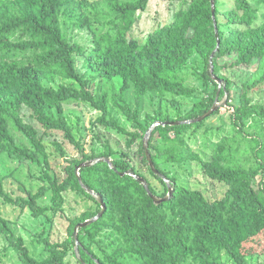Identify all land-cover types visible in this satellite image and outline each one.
I'll use <instances>...</instances> for the list:
<instances>
[{
  "label": "trees",
  "instance_id": "1",
  "mask_svg": "<svg viewBox=\"0 0 264 264\" xmlns=\"http://www.w3.org/2000/svg\"><path fill=\"white\" fill-rule=\"evenodd\" d=\"M102 1L108 16L94 26L87 15L92 6L89 0H0V154L42 168L40 178L46 184L35 194L29 192L27 198L14 200L5 192L0 177V198L6 204L29 209L36 219L61 210L64 193L71 189L98 207L71 220L68 237L62 242H52L44 237L46 233L39 236L38 244L44 245L45 253L39 258L0 206V237L7 243L5 251L14 252L21 264H68L67 258L77 246L76 227L102 211L82 187L77 168L105 158L111 164L98 162L79 171L84 185L101 195L106 205L99 220L79 230L81 264H129L131 260L136 264H221L216 254L220 256L222 251L234 264H247L246 257L255 252L250 247H260L264 234V103H254L251 96V90L264 83V72L254 83L242 84L240 104L233 107L232 121L243 140L237 148L220 145L212 156L204 158L184 137L189 130L202 128L208 119L196 124L170 123L199 118L211 110L218 96L229 95L231 99L232 83L223 74L225 67L249 68L264 63V22L256 25L264 19V13L260 16L264 0H233L234 8L225 11L220 9V0H214L215 12L213 0H191L175 14L174 22L150 33L143 43L131 33L138 13L145 12L151 0ZM67 27L89 29L90 46L76 42L67 34ZM230 59L234 62L221 64ZM78 60L83 61L85 72L78 68ZM191 62L202 66L197 79L206 88L214 85V95L176 120L158 111L147 115L145 123L140 122L145 95L170 96L176 109L177 98L196 94V88L186 85L185 71ZM214 77L224 82L220 89ZM58 79L79 86H50ZM89 79L119 82L115 97L123 103L119 108L134 131L112 117L108 92L93 94ZM131 89L136 94L135 111L126 98ZM69 102L87 103L101 111L98 122L126 136V150L106 148L100 154H85L65 114ZM23 109L32 112L45 133L62 132L82 155L80 159L66 158L64 180L52 172L39 130L24 121ZM155 124L159 125L149 140V152L155 169L174 190L172 197L160 204L140 181L147 182L154 196L165 198L169 194L165 180L151 168L144 146L145 136ZM13 130L24 134L33 148L19 144ZM241 144H246V149L242 150ZM55 145L65 156L62 146ZM241 152L248 155L244 162L237 158ZM136 159L164 185L163 195H158L137 168ZM194 162L209 179L227 186L221 200L209 201L201 191L180 183L176 174L171 176L163 168L169 163L187 167ZM50 193L52 206H41L40 201Z\"/></svg>",
  "mask_w": 264,
  "mask_h": 264
},
{
  "label": "rangeland",
  "instance_id": "2",
  "mask_svg": "<svg viewBox=\"0 0 264 264\" xmlns=\"http://www.w3.org/2000/svg\"><path fill=\"white\" fill-rule=\"evenodd\" d=\"M89 2L92 6L87 15L91 16L90 20L95 23L94 26H98L99 22H103L104 17L108 16L106 12V3L102 0H89ZM190 2L191 0H151L147 10L138 13L140 17L136 22L131 36L140 43L145 42V39L150 33L174 22L175 14L179 10L186 8ZM233 8V0H220V9L222 11ZM263 13L264 9H261L260 16H262ZM262 22H264V19L261 17L260 20L256 21V25ZM67 31V34L72 36L76 42H81L85 46H90L92 42V33L89 29L67 27ZM233 62V59L229 61L222 60L221 64L225 66ZM82 65L83 61L78 60V68L85 72ZM202 71V66H198L194 62H191L189 69L185 71L187 80L186 85L191 88H196L197 92L192 97L177 98L176 109L171 104L170 96L161 98L150 93L145 95L142 99L141 111L139 114L140 122L145 123L147 115H154L158 111L176 120L180 116L190 114L194 109L198 108L203 100L212 97L215 93V86L210 85V87L206 88L203 82L197 79V76L202 74ZM263 72V62L260 64L255 63L249 68L246 66L238 68H232L230 66L225 67L223 74L229 78L232 83L231 99H229V95H225L223 98L218 96L216 98L217 103H222L224 100L226 101V105L219 108L220 112L218 110V114L208 118L202 128L197 130L193 128L186 133L184 140L193 151L204 158H209L220 145L224 147H233L234 149L238 147L237 145L243 140L239 136L232 121L234 112L233 107L240 104L242 84L254 83L255 80L262 76ZM89 76V74L86 75L87 79ZM62 83L76 87L79 86L73 81H66L63 79H58L56 84L50 86L57 87ZM88 88L96 95L104 91L108 92L112 117L117 119L127 130L134 131L131 127V123L128 122L119 108L123 103L115 97L116 92L120 88L119 82L103 83L100 79L95 81L89 79ZM251 96L254 103H264V83L252 89ZM126 98L132 109L134 111L137 110L136 94L133 89L126 94ZM178 112L181 114L178 115ZM31 114L32 112L30 110L23 109L22 117L27 124L34 125L39 130L42 142L47 152L50 154L52 172L59 180H64L66 178L64 172L65 167H67L66 158L80 159L82 155L65 139V135L62 132L45 133V130L32 118ZM65 114L76 139L81 140L85 154H100L104 152L106 148H111L114 151L126 150V136L120 134L117 130L101 125L98 119L102 116V112L96 110L90 104L69 102L65 105ZM157 125L159 124H155V126ZM13 133L18 139L19 144L33 148L30 140L24 134L15 130H13ZM56 143L62 146L65 156L57 151ZM241 145L242 150L246 149V144ZM242 152L238 154L237 158L244 162L247 160L248 155ZM132 155H134V153H132ZM136 160L137 168L148 178L158 195H163L165 192L164 185L149 174L147 168L140 162V159ZM163 168L171 174V176L176 174L180 183L185 184L193 190L201 191L211 202L221 200L226 193L227 186L209 179L196 162L189 163L187 167H180L169 163L164 165ZM41 172L42 168L34 165L32 162L20 164L18 161H14L8 157L7 154H0V177L3 179L5 192L14 200L19 197L27 198L29 192L35 194L42 186L46 185L40 178ZM51 198L52 194L50 193L40 201V205L51 207ZM0 206L2 207L4 217L11 222L17 233L24 237L31 253L39 258L45 256L44 245L38 244L39 236L46 233L44 237H49L52 242H62L68 237V228L71 220L81 216L88 210L96 211L98 209L93 201L72 189L64 193V202L62 203L61 210L56 213L48 212L46 216L38 219L33 217L29 209H22L17 205L6 204L1 198ZM260 241V247H257L255 244L253 247H250L255 250V252L246 257L247 264H264V253H262L264 252V234L260 236ZM6 247L7 243L0 237V264H21L14 252L5 251ZM76 248L77 246L74 249L76 254L72 252L67 258L68 264H81L79 261L81 257L80 254L78 256ZM92 248L98 252L96 246ZM216 256L219 257V262L221 264H234L224 251H222L220 256L218 254H216ZM129 264H136V262L131 260ZM189 264L193 263L189 262Z\"/></svg>",
  "mask_w": 264,
  "mask_h": 264
},
{
  "label": "water",
  "instance_id": "3",
  "mask_svg": "<svg viewBox=\"0 0 264 264\" xmlns=\"http://www.w3.org/2000/svg\"><path fill=\"white\" fill-rule=\"evenodd\" d=\"M213 12H215V4H214V0H213ZM212 59H213V56H212ZM213 72V71H212ZM214 79L218 82V84L220 85V88H221V85L224 84V82L222 80H219L217 79L216 77H214ZM226 105V101L224 100L222 103H215L214 106L211 108L210 111H208L206 114L200 116L199 118L197 119H194V120H190V121H185V122H178V123H170L172 126L173 125H179V124H196V123H202L203 121L207 120L208 118H210L215 112H217L219 110V108L221 106H225ZM154 127L155 125L147 132L146 136H145V139H144V146L146 148V154H147V158L149 160V163H150V166L151 168L156 172V174L158 176H161L157 170L155 169V166H154V163L152 161V158H151V155H150V152H149V140L151 138V135H152V132L154 130ZM98 162H108L111 164V161L110 160H107L105 158H101V159H97V160H93L91 162H88L86 164H82L81 166H79L77 168V172H78V176H79V179H80V182H81V185L82 187L85 189V191L90 194L93 198H95L97 200V202L101 205L102 207V211L100 214H98L96 217L90 219V220H87L86 222L82 223V224H79L77 227H76V230H75V240H76V243H77V248H76V251H77V254L79 256V241H78V233H79V230L81 228H85L91 224H93L94 222H96L97 220H99L103 215L104 213L106 212V205L104 203V200L103 198L101 197V195L99 194H96L94 191L90 190L88 187H86L84 185V183L82 182L81 180V176H80V173L79 171L84 168V167H90V166H93L94 164L98 163ZM130 175H133L132 173H128ZM161 178L163 180H165V182L167 183L168 185V189H169V194L165 197V198H159L157 196H154L153 194H151L148 186H147V182L144 180V179H140V181L142 182V184L144 186H146L149 194L151 195V197L154 199L155 203L156 204H160L162 202H165L167 200H169L171 197H172V194H173V188H172V185L169 183V181L161 176Z\"/></svg>",
  "mask_w": 264,
  "mask_h": 264
}]
</instances>
